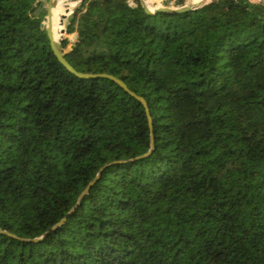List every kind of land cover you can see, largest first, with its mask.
Here are the masks:
<instances>
[{
  "label": "trees",
  "instance_id": "obj_1",
  "mask_svg": "<svg viewBox=\"0 0 264 264\" xmlns=\"http://www.w3.org/2000/svg\"><path fill=\"white\" fill-rule=\"evenodd\" d=\"M43 7L0 0V264H264V3L83 0L88 77Z\"/></svg>",
  "mask_w": 264,
  "mask_h": 264
},
{
  "label": "water",
  "instance_id": "obj_2",
  "mask_svg": "<svg viewBox=\"0 0 264 264\" xmlns=\"http://www.w3.org/2000/svg\"><path fill=\"white\" fill-rule=\"evenodd\" d=\"M142 6L144 7L145 11L147 13H156L158 11L161 12H166V13H178V12H185V11H189V10H194L197 9L199 7H203L204 5H206L208 2H210V0H204L202 2L199 3H191L188 2L183 6H164V5H157L156 7L150 8L144 0H140ZM262 3H264V0H260ZM83 2V0H80L79 3L81 4ZM54 5H55V0H48L47 1V15L45 18V21H43L42 26L46 28L47 30V34L48 37L50 39V43L52 46V50L54 52V54L56 55V57L58 58V60L60 61L61 64H63L69 71L76 73L79 76L82 77H88L90 76V74L87 73H81V72H77L73 66L66 60L65 58V54H64V49L61 46L60 40L61 39H57L55 37V33H54V26H53V9H54ZM65 19V18H64ZM109 78H111L112 80H114L116 83H118L122 88H124L128 93H130L132 96L136 97L138 100H140V102L145 106V110L148 116V120L150 123V126L152 125V121H151V116L149 113V109H148V105L147 102L141 97L136 95L133 91L129 90V88L127 87V85L119 78H116L112 75H105ZM152 127V126H151ZM151 140L153 141V139L151 138ZM101 174V170L98 172L97 176L95 179H93L89 185L84 189V191L81 193V195L79 196V200L83 197V195L88 191V189L90 188V186L100 177ZM77 207V205H75L71 211L59 222V224L63 223L67 216ZM40 238H34V241L39 240Z\"/></svg>",
  "mask_w": 264,
  "mask_h": 264
},
{
  "label": "rangeland",
  "instance_id": "obj_3",
  "mask_svg": "<svg viewBox=\"0 0 264 264\" xmlns=\"http://www.w3.org/2000/svg\"><path fill=\"white\" fill-rule=\"evenodd\" d=\"M42 1L44 3L43 12H45V15H47V1L48 0H42ZM62 1H64L65 6L67 8H70L71 3H75V6L71 7L70 12L69 13L66 12L68 14L65 16V23L68 25V27H71L72 23H73V15H74V13H76V10L80 7V3H79L80 0H62ZM129 1L131 4L134 3V0H129ZM164 1L165 0H160V5H164L163 4ZM192 1H194V0H186V3L192 2ZM77 13L80 14V12H77ZM77 36H78V30H76L74 33H72L71 29L67 28L66 32H65V37L61 38V40H60L61 46L63 48L70 47L72 42H74L76 40Z\"/></svg>",
  "mask_w": 264,
  "mask_h": 264
},
{
  "label": "bare ground",
  "instance_id": "obj_4",
  "mask_svg": "<svg viewBox=\"0 0 264 264\" xmlns=\"http://www.w3.org/2000/svg\"><path fill=\"white\" fill-rule=\"evenodd\" d=\"M144 1L150 8H153V7H156L157 5H159V4H157V2L155 0H144ZM202 1H204V0H194L191 3H199V2H202ZM74 6H75V3H71L70 4V8H67L65 6L64 1L55 0V5H54V9H53V14H54V16H53V26H54V33H55V37L56 38H57L56 26H57V22L60 19V16L62 14H64V13H66V12H69L71 10V7H74ZM65 8H67V9H65Z\"/></svg>",
  "mask_w": 264,
  "mask_h": 264
}]
</instances>
